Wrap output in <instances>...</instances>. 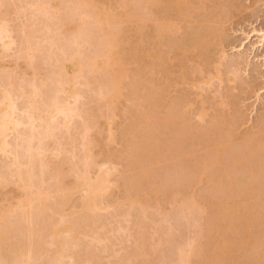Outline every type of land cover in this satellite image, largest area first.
<instances>
[{
    "label": "rangeland",
    "instance_id": "1",
    "mask_svg": "<svg viewBox=\"0 0 264 264\" xmlns=\"http://www.w3.org/2000/svg\"><path fill=\"white\" fill-rule=\"evenodd\" d=\"M99 1L102 5L100 8L120 9L116 1L110 3L108 0H97ZM218 1L221 3L222 0ZM225 1H232L233 5L226 23L224 43L214 51L216 56L226 55L223 62V58H219L222 62L223 82L214 78L210 85L201 83V89L197 91L189 84L183 85L180 82L179 68L181 67L176 61L173 64H167L166 67L160 60L148 56V52L153 48L161 51L165 56L167 54L175 56L170 46L165 47L150 41L149 34L152 30L150 22L146 26V32L149 29L150 33L146 34L143 41L130 23L119 22L116 24V29H112L122 31L120 40L123 42V50L119 54L124 69L131 77L123 79L121 95L117 100L114 98L116 105L113 117V110L107 107L103 97L109 87L108 79L101 73L85 71L86 73L76 83L78 88L76 89L80 93L78 102L77 99L74 100L75 102L70 99L73 104L71 107L75 108L77 115L72 117L74 119L70 121V124L67 122L68 127L62 125L65 119L63 122L62 119H56L58 123H54L55 125L49 123L55 119L47 121L54 127H52L54 131L51 135L46 131L47 123H39L41 120H38L35 126L37 128L33 129L35 130L33 135L30 124L28 126L29 111L26 113L27 119L24 112L29 110L27 108L30 105L29 102L33 101L30 97L33 95L31 92L37 88L35 86L38 85L43 91L39 92L44 95L40 93L44 98L37 97V102L35 101V105L31 106L34 107L30 110L33 113L35 111L33 117L36 119L40 113L45 114L43 108L46 106L43 99L47 100H44L47 104L52 102L51 106L55 104L49 100L59 93L58 88L61 89L59 78L62 80L63 77L66 78L59 73L62 70L61 62L77 54L76 44L71 45L75 41L71 42V40L81 36L82 33L79 34V32L82 31L86 35L91 34L88 43L81 41L80 49L82 50L79 51L82 56L84 50L91 51L90 55H92L95 49L101 48L97 46L100 45L99 41L104 33L99 28H97L99 30L93 29V33H89L90 30L88 34L86 30L84 31L82 23L85 16H77L78 8L75 9L77 12L74 10L78 7L77 0H0V22L7 24L12 37L11 41L14 42L8 50L3 48L0 42V86L5 87L4 91L10 89V92H13V102L18 108L15 117L22 119V122L23 119L28 122L27 125L24 122V125H19L17 129L15 128L16 130H11L7 140L10 143V151L5 152L6 154L0 153V217L4 214L3 212L7 214V219H3L4 221L0 218L2 220H0V236L5 233L2 228L8 227H6L7 237L4 240L0 238V264H15V249L26 250L30 244L33 257L37 259L34 262L36 264H53L57 261L56 256L59 252L63 255L59 264H184L181 258L190 260L192 264H199L203 261L201 246H206L212 239L215 244L220 243L221 238L210 236L211 239H209L211 233L208 230L211 225L209 223L214 216V211L204 199L205 193L209 192L208 189L211 190L209 187H212L211 191H215L213 186L207 182L206 177L202 182L195 180V174L192 178L196 182L192 179L187 180L194 173L191 172L193 169L189 163L201 162L208 152L205 148L207 143L201 136L204 127L200 125L204 124L194 116L195 119L194 114L186 112L192 124L198 128L193 133V143L180 142L182 146L179 145L181 149L188 147L187 150L193 157L187 159L182 156L180 148L172 154L166 152V144L180 140L181 134L169 127L156 124L155 130L160 141L158 143L154 141V143L157 147L159 146L158 149L160 148L163 155L161 161L155 162L153 166L156 177L147 183L146 187L138 190L137 203L130 202L127 196L138 173L137 165L141 162L139 156L144 153L134 143L138 137L144 138L148 133L146 126L139 123L138 119L145 105L143 95L149 91V75L153 69L154 83L165 89V95L159 103L161 108L157 112L156 121L162 120L167 104L174 99L183 97L187 101L192 100L195 104L194 108H199L203 99L209 113L206 117L207 126L211 124L210 121L215 114H218V118H232L235 121L232 128L233 141L221 150L220 156L223 160L227 159L228 151H233L232 153L235 154L236 150L238 154L244 155L242 145L246 137H252L256 146L261 143L264 147V39L261 41L259 33L256 32L264 31V0ZM130 2L134 3L133 0ZM42 6L45 7L41 9ZM121 9L119 12H122L123 9ZM73 11L76 12L77 17L71 15L75 14ZM98 11L100 12L99 8ZM92 20L86 22L91 24ZM86 25L89 26V24ZM91 27L92 24L90 29ZM80 28L83 30L80 31ZM75 34L79 35L76 37ZM85 38L89 39L84 36ZM79 39L82 38L76 39L77 44ZM169 42H172L171 39L170 41L168 39ZM68 44L71 48L73 46L69 53ZM64 48L68 51H64ZM30 51H34L36 55L34 56V52ZM29 53L35 58L28 57ZM138 53L141 55L138 56ZM48 55H51V59L47 58ZM87 58L85 56V59ZM184 65L192 67L195 63L189 61ZM140 68L144 70L145 75L141 83L136 84L132 75ZM167 69L171 71L168 75L165 72ZM229 72L235 73L234 82H228ZM31 84L35 85V88L32 89ZM4 94L5 92H0V102ZM59 96H57L59 99L55 98L60 101L59 103L63 102L61 98L66 99L65 94L63 96L61 92ZM222 101L227 104L223 108ZM48 107L47 109L51 111L52 107ZM60 117L63 118V115ZM110 117L113 119L110 120ZM228 126L225 125L222 129ZM31 135H33L32 139ZM28 146L33 149L34 154H32L35 156L30 163H28L31 158L29 152L27 153ZM227 148L229 149L226 151ZM88 150L92 151L90 153L92 155L86 159ZM123 153L126 155L130 153L129 156L132 155L134 158L125 155L123 157ZM16 162H19L18 168ZM88 166L90 169H87ZM100 166L107 168L106 171L110 172V188L101 201V208L92 212L83 206L87 195L81 177L86 170H89L90 178L96 179L99 171H105L104 168L99 170ZM188 166H191L189 171L191 175L187 173ZM222 168L224 169V166ZM236 168L239 170L241 168L242 172H237L235 176L244 180L245 169H242L240 163ZM174 169L179 170V173H176ZM19 170L27 176V172L34 171L32 172L33 181H26L25 190L19 187L18 182L20 177L25 179L27 177L23 176ZM171 170H174L173 179ZM219 170L216 172L218 176L222 175ZM182 173H187L189 177L184 175L187 178H182ZM181 175L183 181L180 179V182H172L169 187L168 184H166L167 187L164 185L165 182L170 184L172 180H177L179 178L177 176ZM29 182L30 184L34 182V186L31 187ZM152 184L156 186L157 192L150 190ZM67 193L68 196H65ZM215 194L220 195H215L212 201L216 198L220 199V196L223 198V192ZM191 195L201 205L202 211L198 208L197 202L191 206L185 202V199L192 197ZM21 201L22 204H20ZM44 206H49V210L45 208L46 211H44ZM40 210L41 212L43 210L44 214ZM34 212L37 214L40 212L39 215L43 214V216H37L35 222L32 220L33 233L30 234L25 226L29 227L31 222L28 225L25 221L30 219V217L27 218L30 216L28 214ZM54 225H68L74 233L73 236L68 234L62 236L66 242L64 246L61 245L63 241L60 240V242L51 235ZM233 236V239L229 237L230 240L237 239ZM235 241L237 240L233 242ZM193 248V252L187 255L186 252ZM248 251L251 252V250L246 252ZM243 253L245 261L249 258L250 261L253 260L250 257L252 252L250 255Z\"/></svg>",
    "mask_w": 264,
    "mask_h": 264
},
{
    "label": "bare ground",
    "instance_id": "2",
    "mask_svg": "<svg viewBox=\"0 0 264 264\" xmlns=\"http://www.w3.org/2000/svg\"><path fill=\"white\" fill-rule=\"evenodd\" d=\"M114 1H116L120 9L121 8L123 9V10L121 9L122 12H119L120 9L114 10L112 8H108V9L107 8L104 9V7L100 8L102 5L100 1L97 2V0L96 1L77 0L76 3L78 4V7L74 8V10L78 8L77 16H85V18L87 19L84 18L83 19L84 22L93 19L91 23L92 30L90 29L91 24L89 22H86V24H89V26L86 25L84 22L82 23L83 24L82 28L84 27V31L86 30L87 31L86 33L88 34V30H90L89 33L90 32L93 33V29L95 28L96 29L99 28L101 29V31L103 30L104 35L103 37L100 38L99 41V43L101 42L100 45L97 46L101 48L95 49L96 51L94 50L95 53L92 52L93 53L92 55H90L91 51L88 52L83 49L86 52V54L84 51H82L83 54L82 56L80 55L81 51H79L82 50V48L80 49L81 44L88 43L90 41L91 34L86 35L85 32L82 31L79 32V34L82 33L81 36L79 34H78L79 37H77L78 36L77 34L74 35V36L77 35L76 36L77 38L73 37L75 39L74 40L72 39L71 42L75 41V43L73 42L72 44L71 42H69V44L71 43V45L73 46L74 44H76L75 47L77 49V54H74L75 56H71L72 55L71 54L69 55L71 56L70 58L68 56L69 59L66 58L61 62L62 70L59 73H61V75L63 74L66 77L65 79L63 77V80L65 81L62 82L63 81L62 78H59L61 82L60 83L61 86H59L61 87V89L58 88L60 91L57 89V92L59 93H57L55 97L53 96L51 100H49L48 98L49 101H53V104L55 103L54 105L51 106L52 102L51 104L50 102L48 104L45 103L44 100L46 99H43L44 106H46L43 108V113L45 114L42 115L40 113L41 114V115L39 114L41 116L40 119H38L39 115L37 117L35 116L37 119L36 121V119L33 117L35 115L34 114L35 111L33 110L34 113L31 111L32 108L34 109V107L31 106L35 105L34 103L37 102L36 100L37 97L44 98L43 93H41L43 91H41V88L38 85H36V83H32L35 84L36 86L31 84L32 89L35 87L37 88L34 91L32 90L33 92L31 93L33 95L29 97L30 100L33 101L29 102L30 105L29 107H27L29 108V110H26V112H24L26 114L29 111L32 112L31 114H33L31 116L29 112L27 113L28 116H30V118H28L29 123L27 122V120L24 121L23 119L22 122V119L15 117L17 111L16 109L18 108L15 105V102H13L14 101L13 92L11 93L10 89L9 90L6 89V91H4L5 87L2 86L4 87L2 89V87L0 86V92H5L4 97H2L0 102V153L3 154L7 153L10 147L9 145L10 143H8L7 141L8 138L10 137V132H12L11 130L14 131L15 128L17 129L21 124L27 125L28 123V126L30 124L29 127L31 128L32 131L33 129L37 128L35 126L37 122H39L40 120L41 121L39 123L41 122L47 123V121L49 122L50 120L55 119V121H50L49 123L56 124L58 123V120L56 119H60V120L62 119L61 120L62 122L64 121L63 119H65L64 123L66 124L64 125L63 123L62 125L68 127L67 122L70 124L71 123L70 121L74 119V118L72 119V117L73 116L75 117L77 115V112L75 111L74 107L73 108L75 113L73 112V108L71 107L73 106V104L70 102V99L73 102H75L74 100L77 99L78 102L79 100L78 96L80 95V93H78L77 91L78 88L76 87V83L78 79L82 77L84 73H86L85 71L87 72L93 71L96 73H101L108 79L109 87H107L106 89L107 92L104 94L103 97L105 99L107 107L113 110L112 113V117H113L115 105H116V101L114 102V100L115 99L117 100L119 95H121V91L123 89V79L126 78L130 79L131 77L128 75L126 69H124V65L120 59L119 53L120 51L123 50V42L120 40L122 31L114 30L116 29V24L119 22L130 23L131 26H133L135 32L140 36L142 41L143 39H145L146 34L148 35L151 32V34H149V38L151 35L150 41L153 44H160L165 47L170 46L171 47L170 49L173 51V53H175L174 57L170 56L169 54L165 56V54H162L161 51H158L155 48H153L152 51L148 52V56H153V58L155 57L156 59L160 60L162 62L161 64L166 65V67L167 64H173V62L176 61L178 65L181 67L179 68V73L181 75L180 82L183 85L189 84L191 85L192 88H195L197 91L201 89L200 87L201 83L210 85L213 82L214 78L218 79L220 82H223L224 79H223V72L221 70V67L224 58H226V55H222L219 57L214 54V51L218 46H221L224 43L223 38L226 35V31H227L226 23L228 22L229 19L228 18L229 11L233 5L232 1L228 2L222 0L220 3V1L217 0L218 2L217 1L216 2L219 3L217 4L216 2H214L215 0H138V1L136 0L137 1L136 4L138 6L137 7L135 4L136 2L135 0H133L134 3L130 2L131 0L130 1L108 0V2L110 3ZM133 4L136 10L134 9ZM44 7L45 6H42L41 9ZM98 8L100 9V12L98 11ZM76 12H74L75 14H71V15L77 17ZM148 22L151 23L152 30L149 32L148 29L147 30L148 33H147L146 26ZM95 23L96 25H94ZM81 30L83 29L80 28V31ZM256 32L259 33V36L262 41L264 39V31H256ZM83 35L89 39L86 38L84 39ZM11 38L12 37L7 24L3 21L2 23L0 22L1 46H3V48L8 50V48L11 47V45L14 43L11 41L12 40ZM78 38H82V39H79L78 40L79 42L77 41L78 42L77 44L76 39ZM168 39L169 41L171 39L172 42L168 43ZM69 44L67 45L69 51L66 48L68 53L71 51L70 49L73 48V46L71 48V45ZM66 50L64 48V51ZM30 52H34V51H30ZM73 52H75V50ZM33 55L34 56L36 55L35 52ZM33 55L30 54L28 57L34 59L35 57ZM139 55H141V53H138V56ZM85 56L86 58L88 56V58L85 59ZM50 57L51 55L50 56L48 55L47 58L51 59ZM219 58L220 59L223 58L222 62H220L221 60H219ZM189 61L195 63V66L186 67L184 64L188 63ZM165 72L167 73V75L168 73H171V71L168 69ZM61 75L59 74V76ZM144 75H145L144 70L140 68L132 76L134 77L136 84H140ZM228 75H229L227 79L228 82H234L236 77L235 73L229 72ZM189 76H192V78H188ZM149 79H150V84L148 88L149 91L143 95L144 96L143 98L145 99V105L143 106L141 116L138 119L139 123H142L146 126L145 129L148 130V133L146 136H144V138L138 137L134 143V145L138 149L142 150L144 153L141 156H139L141 158V162L137 165L138 173L136 178L134 179L135 180L134 183H132L133 185L130 186L131 191L129 192L127 199L133 204L137 203L138 194L136 193H138V190L146 187V184L149 183L150 181H153L152 179L156 177L153 171L154 170L153 166L157 162L161 161L160 159L163 158V155L159 150L160 148L158 149L159 146L157 147L156 143H154V141L157 143L160 141L158 134L156 133L155 130V125L159 124L160 126L169 127L176 133L180 132L181 134L180 140L166 144L165 151L168 152L169 154H172L176 152V150L178 151L179 149L177 148H180L182 144L193 143L192 136L194 131L198 130V128L192 124L191 119L187 116L186 112H190L192 115L194 114L193 117L195 116L197 119H199L201 123L204 124V125H200L202 128L204 127L202 129L203 133L201 134V136L203 137L204 141H206L207 143L205 148L207 149L208 152L203 157L201 162L197 164L189 163L192 166L193 170H191V166H188L189 170L187 171V173H190L191 175V172L192 173L194 172L191 175V178L189 177V175H187V173L186 174L182 173L183 177L182 175L177 176L179 177L178 179L176 177L177 180L175 179H174L175 181L172 180L170 184L165 182L164 185L166 186V184H168L167 186L169 187L170 185H172V182L173 183L174 182L176 183L177 181L180 182L181 177L182 178L189 177L187 178V180H191V179L194 180L192 177L195 174L194 176V178L196 177L195 180L202 182L203 179L206 177L207 182L211 186H213V189L215 190V191H211L212 187H209L211 188V190L208 189L209 192L207 191L208 194L205 193L204 199L207 201L208 205L214 211V216L211 218L209 223V225L211 224L209 226L210 228L208 227L209 233L211 232L209 234V239L213 237L214 238L218 237L221 238V241L219 244L218 243L215 244L212 239V241H210L211 243L210 242L207 243L206 246L204 247L201 246L203 261L199 264H264V147L263 145L261 143H258V145L256 146L254 144V139L252 137H246L242 145L243 148L242 150L244 151L245 156L243 154L242 155L238 154L237 153L238 151L236 150L234 151L236 152L235 154L232 153L233 151H228L226 155L227 159L223 160L220 156L221 150L229 142L233 141L232 128H234V122H235L234 119L218 118L217 116L218 114H215L212 120L210 121L211 124L207 126L208 123L206 124V122L208 121L206 120V117L208 116L209 113L208 110L205 108V101L202 99L201 106H198L199 108H194L195 104L192 100L187 101L183 97H180L178 99H174L173 101L169 102L166 106L165 112L163 111L164 116L162 120L156 121V117L158 115L157 112L161 108L159 107V103L165 95V89H163L162 87H158V85L154 83L155 82L154 69L150 72ZM21 92L24 93L23 91ZM60 92L63 94V96L65 94L66 99H68L67 101H69L72 105L67 101L66 104H64L66 99L64 100L63 98L65 97L60 99L63 100V102L61 103H59L60 102L59 100L58 101L56 100L59 99V97H62L59 96ZM57 96L59 97L57 98ZM31 102L33 103L31 104ZM226 105L227 104L224 101H222L221 103L222 108L223 106ZM47 107L51 108V111L50 109H47ZM37 109L39 108L37 107ZM44 109H46V111ZM47 111H49L50 113H48ZM27 114H26V119L28 117ZM60 115H63V118H61ZM112 117H110V120L113 119ZM49 123H47L48 130L46 131H48L47 133L51 134L54 131V129L52 131L53 125ZM48 124L49 126L51 125V129L49 128ZM111 125L112 123L109 124V130L111 128ZM225 125H229V126L226 129H222L223 126ZM86 127L87 130L90 129L88 128L89 127L88 125ZM34 131L35 130L32 131L33 135H34ZM88 132L86 134H88ZM33 135H31V139L33 138ZM29 146L27 148L29 150L27 151V153L29 152L28 154H30L29 156L31 158L30 159L27 158V160L29 159L28 163H30V161H33V159L35 158V156L33 155L34 152H32L33 149H31L32 146L31 147ZM187 149L189 148L188 147L187 148L185 147V149L182 148L180 150L181 153L180 152L178 153H180L182 156H184L187 159H191L193 155ZM228 149L229 148L225 150L227 151ZM88 151H87L86 159L88 157H91L92 155L90 154L92 153V151L91 152L90 150ZM241 151L240 153H242ZM126 154L123 153L122 156L124 157L125 155L134 158V156L132 155L129 156L130 153H128V155ZM239 163L242 165V169H245L244 170L245 178L243 177L244 180H242V178H239V176H235L237 172L238 173L242 172L241 168L240 170L239 168H236V166ZM18 165L19 162L16 165L17 168ZM20 166H21V162H20ZM223 166L224 169L222 168ZM88 168L90 169L89 166L87 167V169ZM102 168H104L105 171L101 170ZM221 168L222 170H219ZM106 169L107 168L105 167L99 168V170L101 171H99L97 178L94 180L90 178V174L88 172L89 170H86L85 171L86 173H84V175L81 177L82 180L84 181L83 186L86 191L85 193L87 195L83 206L84 208H86L87 210H91L92 212L97 211L101 208V201L104 199L110 188L109 187L110 172L106 171ZM174 170L176 171V173H179L178 172L179 170L177 169ZM174 170L173 171L171 170L172 171L171 173H173L171 175V178L172 176L173 178L175 177ZM190 170L191 172H189ZM218 170L222 175L218 176L216 174ZM19 172L22 173L23 176L27 177L26 180L24 177H20L22 175L19 174L20 175L19 177L21 179L19 178L20 181L18 182L19 183L18 185H20L19 187H21V189L25 190L27 183L26 181H30V182L33 181L32 178H34L33 177L34 175L32 174V172L34 173V171L30 170L29 173L27 172L26 174H28V176L25 175V173L21 172L20 170ZM184 175H186L187 177L186 176L184 177ZM183 180L184 179H181V181ZM33 184H30V186L32 187ZM214 186H216V188ZM150 190L156 192L158 191L156 186L153 184L150 186ZM220 192H223V198L220 196V199L216 198L217 201L216 200L212 201L213 198L215 199L216 196L220 195L219 194ZM215 193H218L219 195ZM65 196H68V193ZM185 202L191 206L194 205L195 202L197 201L195 197L192 196L185 199ZM20 204H22V201L20 202ZM197 205L198 208L202 211L201 205H199L198 202ZM45 208L49 210V206L48 207L44 206L43 209ZM46 209L44 211H46ZM44 211L42 210L43 214ZM40 212H38V214L36 212L28 214L30 216H28L27 218L30 217V219H28L29 221L27 220L25 222L28 225L30 224V222L31 224L28 227L25 223L23 225V228L26 225L25 227L30 234L33 233L32 225H34L33 223L36 220L35 218H37V216H43V214L39 215ZM3 213H2L3 215L1 214L2 217H0L2 220L7 217V214L5 212ZM33 215H35L36 217ZM32 220L34 222H32ZM54 226L53 229H51L52 230L51 235L53 238L59 239V241L60 240L63 241L62 242L63 244L61 245L64 246L66 242L62 238V236L66 234L73 236L74 233L72 230H70L68 225H59V226L54 225ZM6 227L7 226L3 227L5 230L2 228L3 233L4 232L5 233L3 235L1 234L2 237L0 236V238L3 240L7 237ZM233 235L236 236L237 238V239L234 238V240H237L235 242H233L234 240H230V238L233 239L232 238ZM254 238L255 240H253ZM194 248L192 250L187 251L186 252L187 255L188 254L190 255V253L193 252ZM247 250H251L253 254V255L251 254L250 256L251 258H253L252 261H250V258L248 259L249 261L248 260L245 261L242 256L243 252L250 255L251 252L250 251L246 252ZM14 254H15L14 259L16 260L15 264L16 262L17 264H36L34 262H36L37 259L33 257L31 244L26 248V250H22L21 248L15 249ZM56 259H57L56 262H58V264L59 262L62 261L63 255L61 254V252L57 254ZM181 260L183 261L184 264H192L190 260L187 259L183 260L182 258ZM56 262H54L53 264H56Z\"/></svg>",
    "mask_w": 264,
    "mask_h": 264
}]
</instances>
